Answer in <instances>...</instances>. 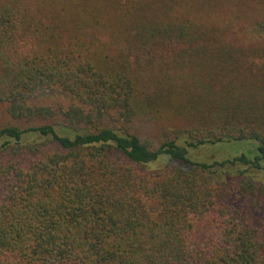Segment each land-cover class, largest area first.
Returning a JSON list of instances; mask_svg holds the SVG:
<instances>
[{
	"label": "trees",
	"instance_id": "1",
	"mask_svg": "<svg viewBox=\"0 0 264 264\" xmlns=\"http://www.w3.org/2000/svg\"><path fill=\"white\" fill-rule=\"evenodd\" d=\"M179 1L0 0V264H264V42Z\"/></svg>",
	"mask_w": 264,
	"mask_h": 264
},
{
	"label": "rangeland",
	"instance_id": "2",
	"mask_svg": "<svg viewBox=\"0 0 264 264\" xmlns=\"http://www.w3.org/2000/svg\"><path fill=\"white\" fill-rule=\"evenodd\" d=\"M216 1L227 6L221 7V10H214L209 6L208 12L201 13V9H203L201 4L208 5V3H213V0H203V2L201 0H180L176 9L178 11H175L174 14L185 19L213 23L224 31L226 40L232 43L250 46L264 42V0H229L227 3ZM72 101L73 99L68 95L57 90H49L36 96L33 103L65 106ZM250 147H252L250 142L204 147L196 152V157L207 162L222 161L230 159L239 151L248 153L247 150ZM252 174L257 181L264 183V170Z\"/></svg>",
	"mask_w": 264,
	"mask_h": 264
}]
</instances>
